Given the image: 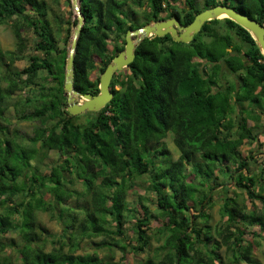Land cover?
Here are the masks:
<instances>
[{
    "label": "trees",
    "instance_id": "1",
    "mask_svg": "<svg viewBox=\"0 0 264 264\" xmlns=\"http://www.w3.org/2000/svg\"><path fill=\"white\" fill-rule=\"evenodd\" d=\"M79 3L84 25L75 51L74 88L82 93H100V77L125 49L128 30L170 18L188 25L217 5L264 25V0ZM49 12L46 0H0V25L11 28L17 46H0V264H115L118 253L120 261L131 253L149 254L137 264H224V246L232 264H261L254 253L264 246V193L255 187L264 189V167L257 172L255 150L263 146L264 54L252 33L224 17L207 21L193 40L182 43L189 50L177 49L171 34L145 38L134 61L114 74L112 100L99 111L71 115L64 95L68 50L58 47ZM63 23L68 42L78 20L75 15L73 23ZM26 32L34 38V53L18 68L16 60L30 42ZM233 35L246 50L240 51ZM223 77L228 86L214 90L212 84ZM49 80L55 85L46 86ZM245 100L254 105L253 118L241 122L246 108L239 102ZM12 109L18 122H39L32 134L13 126ZM171 131L179 143L176 160L163 141ZM246 143L256 148L244 156ZM52 151L61 163L44 173L41 163ZM194 153L201 165L188 169ZM143 175L150 183L141 194L135 181ZM228 184L245 191L252 208L231 196L229 187L217 189ZM219 195L226 219L214 228L208 210ZM36 208L49 212L61 230L49 231ZM254 226L257 231H248ZM11 231L17 239L7 237ZM100 236L104 239L98 241ZM153 239L161 244L151 256ZM86 240H91L87 252Z\"/></svg>",
    "mask_w": 264,
    "mask_h": 264
},
{
    "label": "rangeland",
    "instance_id": "2",
    "mask_svg": "<svg viewBox=\"0 0 264 264\" xmlns=\"http://www.w3.org/2000/svg\"><path fill=\"white\" fill-rule=\"evenodd\" d=\"M50 6V14H49V19L53 25V28H54V31L57 35V41H58V47L61 48V49H67L69 50V47L71 45V41H72V37H73V31L75 29L76 26H74L72 24V37L71 39L68 41V42H65V37H66V27L67 25L63 23L64 20H67L69 19L70 21H72L73 23V20L75 19V15L77 17V14L75 13L74 9H73V5H72V0L71 1H68V0H60L59 3L55 2V0H46ZM138 19H139V22H142L143 21V18H142V13H140L138 15ZM61 21V22H59ZM153 23V22H152ZM150 24V23H149ZM224 25L222 26V28H220V31L221 32H225V29H224ZM26 35H28L30 38H29V41L28 42V46H27V50L24 52V54L22 53V57L21 59L19 60H16V63H15V66H17L18 68H23L25 67L27 64H28V55L29 54H32L34 53V50H33V45H34V38L31 34H29L28 32H26ZM233 40L236 44H240L241 45V48L242 50H240L241 52H243V50H246V46L241 42V40L236 36V35H233ZM174 40V39H173ZM175 41V40H174ZM176 43V48L177 49H182V50H189L188 47L184 44H187V43H184V42H179V41H175ZM184 43V44H182ZM0 46L1 48H3V50H16L17 49V46H16V39L12 33V30L11 28L8 26V25H0ZM232 52H234V48H231L230 49ZM39 55H43L42 52L39 53ZM124 70V69H123ZM1 75L4 74V69L1 70ZM42 75V73H41ZM232 79V78H230ZM230 84V83H229ZM55 85V82L54 81H47L46 82V86L48 87H52ZM3 86H5V83H3ZM214 90L216 89H221L222 90V87L225 88L228 86L227 82H225L224 80V77H223V80L222 81H217V83H214L212 84ZM23 96L24 94H27L26 92L25 93H22ZM64 95L66 96V92L64 93ZM67 97V96H66ZM16 99H18V97H14V101H16ZM241 105L243 104V106L246 108L242 114L240 115L241 116V122H243V120H245L244 118H246L247 120H251L253 117L251 116L252 113H253V109H254V105L252 104V102L250 101H243V103L239 102ZM255 103V102H254ZM257 104V103H255ZM33 105V104H31ZM27 106V110L28 112H31L33 107L32 106ZM15 110V109H14ZM14 110L12 109L11 112L9 113V115L12 117V120H13V126L15 127H18V129L21 131V132H27V133H31L33 132L34 128L39 124V122L37 121H32V120H24V121H21V122H18L16 119H15V114H14ZM86 112H83L81 114H85ZM81 114H78V115H81ZM263 121H264V117H263ZM250 124H253V122L250 121ZM264 124V122H263ZM254 125V124H253ZM262 132L259 133V136L261 137V142L264 143V128L262 127L261 128ZM225 133V131H224ZM238 136V134H237ZM174 137H175V134L172 133H169L167 134V136L165 137V139H163V141L165 142V144L167 145L168 149L171 151L172 153V156H171V159H178L179 158V152H178V142L177 140L174 141ZM247 142V141H246ZM256 148V145H249L248 143H246L245 145L242 146L241 148V153H243V155H247L248 151H249V148ZM254 148V149H255ZM259 153L256 152L255 150V155H256V159L255 161L257 162V172L260 173V170L262 169V167H264V144L263 146H259ZM257 148V149H258ZM58 152L56 151H52L49 153V155L44 159V161L41 163V170L46 173L47 171H49L50 169V166L51 165H54V164H58V163H61V160L60 159V156L59 154H57ZM194 158V159H193ZM192 161H191V164L189 163V165H187L188 169H190V166L194 165L195 167H197V165H201L199 163L200 162V156L198 155V153H194L192 155ZM250 163H252L253 165H255L254 162H252L250 160ZM262 177L264 179V173L262 174ZM190 181V180H188ZM191 182V181H190ZM190 182H188V185L190 184ZM149 183H150V179L148 178V175H143L142 177L138 178V180L135 181V184H136V191H138V193H144L145 191V188L147 186H149ZM80 186V185H78ZM229 187V192H230V195L233 196V197H238L239 198V203H242L243 201H245L246 203V206L247 208H252V204L246 194L245 191L241 190V189H236L235 187L231 186V184H228V186H222V187H218L217 189L218 190H224V188H227ZM81 188V186L79 187ZM207 190H209V187H206L204 189H202V194H204V192H207ZM199 191V190H196V192ZM214 191V190H213ZM212 191V192H213ZM255 191L259 192V193H264V189H262L261 186H256L255 187ZM49 195V193H48ZM208 195H210V192L208 193ZM216 195H218V193H216ZM49 197V196H48ZM154 198H152L150 196V200L151 199H156V195L153 196ZM222 196H217V197H214L213 196V201L212 202H215V205L211 208H209V214L211 215V223L213 225L214 228H216V226H219L221 225V223H224L222 221L221 218H223L224 220L226 218L224 217H221V213H220V206L222 204L223 201H221ZM208 199V198H207ZM212 203H210L211 205ZM257 204L259 205V207H261V204L259 201H257ZM148 205L150 207H152L153 209H156L155 207V204H151V203H148ZM36 212H38V219L39 221L44 225L46 226L49 231H51L52 233H58L62 226L59 224L58 221L56 220H53L51 219L50 217V213L49 212H43L41 209L38 210V208L35 209ZM2 211L0 210V213ZM22 215V214H21ZM32 217L35 218L36 217V214L35 213H31ZM23 217V215H22ZM110 217V216H109ZM228 223V221L225 222V225ZM224 225V227H225ZM152 228L156 227V229L158 228L157 227V223L156 222H153L152 223ZM126 228L129 230V225H126ZM220 228V227H218ZM257 227H250L248 231H257ZM151 232H153L152 230L149 231L148 233L151 234ZM153 234V233H152ZM7 237H9V239H12V238H16L17 239V232L15 231H11L10 233L7 234ZM246 238H249L251 237V235L248 233L246 234L245 236ZM104 237L103 236H100L97 238L98 241H101L103 240ZM52 238H49L48 240V247H51L53 245L52 243ZM89 241L91 240H86L84 242V251L87 252V250L85 249V246L88 245ZM161 244L160 241H157L156 239H153L152 240V243H151V249L149 250V253L151 254V256H153V254L155 253V249L156 247H158L159 245ZM66 249H68L66 247ZM90 249V248H89ZM88 249V251H89ZM10 251V250H9ZM7 252V251H6ZM220 253L222 254V257L223 259L225 260L224 264H232L228 261L227 259V256H226V247H222V249L220 250ZM101 255H103V252H101ZM149 254H142L141 256L137 257L135 256L134 254H129L128 257H126L125 260L123 261H120L119 259L121 258V254L118 253L117 256H116V259H115V264H137L140 262V260H142L143 258L147 257ZM254 257L256 259H258V261H260L261 264H264V246H262L261 248L259 249H256L255 250V253H254ZM6 261V259L4 260Z\"/></svg>",
    "mask_w": 264,
    "mask_h": 264
},
{
    "label": "water",
    "instance_id": "3",
    "mask_svg": "<svg viewBox=\"0 0 264 264\" xmlns=\"http://www.w3.org/2000/svg\"><path fill=\"white\" fill-rule=\"evenodd\" d=\"M72 5L77 14L78 23L73 31L71 45L68 50L64 82L68 104L67 110L71 115H78L86 111H99L105 107L113 98L111 82L114 74L127 68L136 57L135 50L137 46L142 40L153 35L161 37L171 34L175 41L189 43L201 31L207 21L222 18L221 16L225 14L227 18H230L252 33L257 45L264 54V25L232 7L217 5L198 13L195 19L188 25L181 24L178 18H170L155 21L135 30H128L125 49L113 58L100 77V93H82L74 88V59L78 38L84 25V16L79 0H72Z\"/></svg>",
    "mask_w": 264,
    "mask_h": 264
},
{
    "label": "bare ground",
    "instance_id": "4",
    "mask_svg": "<svg viewBox=\"0 0 264 264\" xmlns=\"http://www.w3.org/2000/svg\"><path fill=\"white\" fill-rule=\"evenodd\" d=\"M221 17H222V18H224V17H226V15H225V14H223Z\"/></svg>",
    "mask_w": 264,
    "mask_h": 264
},
{
    "label": "clouds",
    "instance_id": "5",
    "mask_svg": "<svg viewBox=\"0 0 264 264\" xmlns=\"http://www.w3.org/2000/svg\"><path fill=\"white\" fill-rule=\"evenodd\" d=\"M261 132H262V131H261ZM259 137H260V136H259ZM263 144H264V143H263ZM263 144H262V145H263ZM247 154H248V153H247ZM179 155H180V154H179ZM174 160H176V159H174Z\"/></svg>",
    "mask_w": 264,
    "mask_h": 264
}]
</instances>
